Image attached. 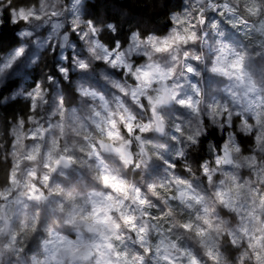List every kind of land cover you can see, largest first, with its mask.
I'll use <instances>...</instances> for the list:
<instances>
[{"label": "clouds", "instance_id": "9594fccd", "mask_svg": "<svg viewBox=\"0 0 264 264\" xmlns=\"http://www.w3.org/2000/svg\"><path fill=\"white\" fill-rule=\"evenodd\" d=\"M0 264H264V0H0Z\"/></svg>", "mask_w": 264, "mask_h": 264}]
</instances>
